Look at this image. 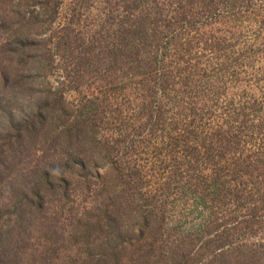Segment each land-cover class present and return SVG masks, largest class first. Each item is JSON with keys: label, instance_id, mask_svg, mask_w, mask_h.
I'll return each instance as SVG.
<instances>
[{"label": "rangeland", "instance_id": "1", "mask_svg": "<svg viewBox=\"0 0 264 264\" xmlns=\"http://www.w3.org/2000/svg\"><path fill=\"white\" fill-rule=\"evenodd\" d=\"M20 37L29 46L17 47ZM17 67L31 70L35 79L27 81L26 94L21 85L3 86L0 80V104L27 105L38 92L51 101L64 100L75 116L107 100L96 135L123 139L118 154L130 143L145 184L167 180L176 165L173 155H185L183 140L179 146L173 141L182 129H195L201 137L216 130L236 134L235 149L247 155L264 149V0H38L28 5L0 0V71L9 76ZM158 108L159 124L144 125ZM40 148L26 142L23 169L48 162L37 160ZM108 166L86 165L83 173L75 169L65 176L87 175L81 181L92 190L95 173ZM74 195L77 204L81 195ZM0 200L8 202L6 196ZM176 209L181 211L176 215L187 216L183 231L203 224V213L185 215L192 211L181 204ZM32 222L41 226L35 218ZM40 233L35 230L33 238ZM262 239L264 229L251 236L254 242Z\"/></svg>", "mask_w": 264, "mask_h": 264}, {"label": "trees", "instance_id": "2", "mask_svg": "<svg viewBox=\"0 0 264 264\" xmlns=\"http://www.w3.org/2000/svg\"><path fill=\"white\" fill-rule=\"evenodd\" d=\"M27 44L25 38L16 41L17 47ZM33 79L23 67L9 76L0 71L3 86L12 81L24 94ZM36 93L27 105L0 104V199L8 198L0 200V264H264V239L251 240L264 229V149L245 155L235 149L236 134L216 130L201 137L195 129H182L173 141L179 146L183 140L185 155H173L176 165L167 180L145 184L133 146L123 143L118 154L123 139L96 135L107 100L94 111L71 116L74 111L64 100ZM149 117L144 125L153 128L162 113L158 108ZM32 140L41 146L37 160L48 162L23 169L26 142ZM104 162L109 166L95 173L92 190L81 181L87 175L80 180L65 176L75 169L83 173L86 165L98 170ZM76 192L81 195L78 205ZM180 204L192 211L185 215L204 214L198 229L182 230L187 216L173 213ZM56 208L54 216L47 215ZM35 230L40 238H33Z\"/></svg>", "mask_w": 264, "mask_h": 264}]
</instances>
